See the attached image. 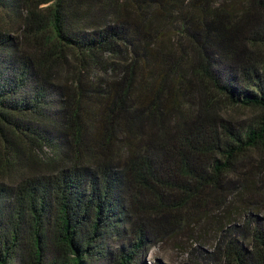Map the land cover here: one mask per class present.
I'll use <instances>...</instances> for the list:
<instances>
[{
    "label": "trees",
    "instance_id": "obj_1",
    "mask_svg": "<svg viewBox=\"0 0 264 264\" xmlns=\"http://www.w3.org/2000/svg\"><path fill=\"white\" fill-rule=\"evenodd\" d=\"M0 18L20 30L0 27V264H136L209 211L222 264H264V0H0ZM241 211L249 248L228 239Z\"/></svg>",
    "mask_w": 264,
    "mask_h": 264
},
{
    "label": "rangeland",
    "instance_id": "obj_2",
    "mask_svg": "<svg viewBox=\"0 0 264 264\" xmlns=\"http://www.w3.org/2000/svg\"><path fill=\"white\" fill-rule=\"evenodd\" d=\"M8 25V30H11L15 35L20 33L18 25L13 22H6L0 18V27ZM96 97H91L88 101V106L83 107L81 112L85 114L86 125L93 127L99 122L103 107H101ZM259 111L249 107L234 106L227 107L223 110V114L230 119L238 120L240 122H251L258 115ZM56 135V134H53ZM17 141V144L25 147V152L32 150V145L27 142ZM37 152V151H35ZM29 157L28 153H24ZM44 163H47L54 157V152L50 147L44 146L42 152L37 153ZM257 162L256 158L254 159ZM29 171V168H24ZM41 173L47 172L46 166L41 165L38 168ZM206 217H202L196 223L190 221L185 227L168 237V239H158L150 241L149 245L145 247L136 257V264H222L221 254L223 253L224 243L220 245L219 228L224 224L222 221V213L219 211H209ZM243 211L237 213L232 218V223L236 230L234 234L230 233L228 239H235L236 242L242 244L244 247L251 246V238L248 232H245L246 220L243 218ZM247 219V218H246ZM236 233V234H235ZM226 237V236H225ZM222 240V238H221ZM226 242L228 240H225ZM27 250L33 251V241L27 239ZM130 242H126L128 245ZM109 246L116 248L117 244L109 242ZM31 255V253H29ZM214 262V263H213ZM94 264H104L102 262H95Z\"/></svg>",
    "mask_w": 264,
    "mask_h": 264
}]
</instances>
